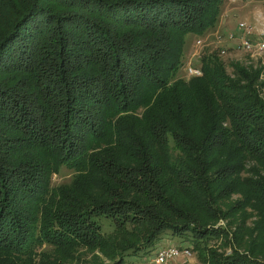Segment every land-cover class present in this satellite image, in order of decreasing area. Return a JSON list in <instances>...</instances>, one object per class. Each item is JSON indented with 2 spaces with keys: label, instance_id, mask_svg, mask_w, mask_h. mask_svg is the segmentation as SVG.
Wrapping results in <instances>:
<instances>
[{
  "label": "trees",
  "instance_id": "1",
  "mask_svg": "<svg viewBox=\"0 0 264 264\" xmlns=\"http://www.w3.org/2000/svg\"><path fill=\"white\" fill-rule=\"evenodd\" d=\"M223 2L0 0V264H129L168 232L264 264L261 69L213 52L177 75Z\"/></svg>",
  "mask_w": 264,
  "mask_h": 264
},
{
  "label": "rangeland",
  "instance_id": "2",
  "mask_svg": "<svg viewBox=\"0 0 264 264\" xmlns=\"http://www.w3.org/2000/svg\"><path fill=\"white\" fill-rule=\"evenodd\" d=\"M243 24V26H241ZM246 28L249 30V34L244 31H240ZM207 32V31H206ZM259 34L264 35V0H224L218 21L215 26L208 30L204 38H200L201 35L189 34L186 37L185 52L181 68L177 75L180 77H188L187 66L200 65L201 57L208 53H216L217 56L223 61L226 71L228 73L233 72L232 63L237 62L243 66H253L254 68L261 69V75L259 81L264 82V53L257 51L256 49L249 47L248 49L241 48L239 41L244 35H248L249 38H256ZM223 51V52H222ZM261 96L264 98V83L261 86ZM75 171L66 166H61L57 173H54L51 178L52 186H59L70 182ZM248 210V209H247ZM225 222L220 220L214 224L213 227L224 225ZM177 245H184V242H188L192 246V255L189 257L180 256L170 264H204L202 257V250L199 252L194 248L193 241L187 237H181L173 235L170 232L165 233L154 244V246L148 250L149 253H155L158 248L169 242L170 240ZM201 247H217L218 251L224 255H230L232 244L231 240H224V237H211L210 239L200 243ZM42 247L38 248L41 250ZM145 254H138L136 256L126 257L129 264L135 262H142L145 260ZM74 260L69 264H96L104 261H109L104 255L97 250L88 251L85 249H79L77 254H74ZM139 258V260L135 259ZM258 258V257H257ZM264 259V256L261 259ZM134 261V262H133Z\"/></svg>",
  "mask_w": 264,
  "mask_h": 264
},
{
  "label": "built area",
  "instance_id": "3",
  "mask_svg": "<svg viewBox=\"0 0 264 264\" xmlns=\"http://www.w3.org/2000/svg\"><path fill=\"white\" fill-rule=\"evenodd\" d=\"M241 26H243V24H241ZM240 31H244L246 34L251 33L246 28ZM239 44L243 49H248L249 47L252 46V48L256 49L257 51L264 53L263 34H259L256 38H249L248 35H244L240 39ZM186 70L188 77L195 75L197 76L201 74L200 68L194 65L187 66ZM173 242L174 241L170 240L169 242L162 244L155 253H149L150 251H148L145 254V260L143 261V263L137 261L135 264H170V262H173L180 256L189 257L192 255L191 252L192 249L187 242L186 243L184 242V245H177ZM96 264H111V263L110 261H104Z\"/></svg>",
  "mask_w": 264,
  "mask_h": 264
},
{
  "label": "crops",
  "instance_id": "4",
  "mask_svg": "<svg viewBox=\"0 0 264 264\" xmlns=\"http://www.w3.org/2000/svg\"><path fill=\"white\" fill-rule=\"evenodd\" d=\"M206 33H208V31H207ZM206 33H205V34H206ZM205 34H204V35H202V36H200V38H204V37H205Z\"/></svg>",
  "mask_w": 264,
  "mask_h": 264
}]
</instances>
